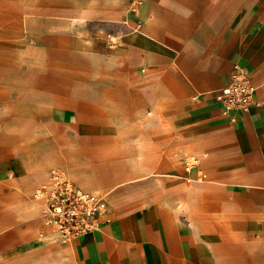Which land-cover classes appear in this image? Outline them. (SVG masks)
<instances>
[{"label":"crops","instance_id":"0c3cea01","mask_svg":"<svg viewBox=\"0 0 264 264\" xmlns=\"http://www.w3.org/2000/svg\"><path fill=\"white\" fill-rule=\"evenodd\" d=\"M124 20L136 27L122 30L115 55L96 57L106 67L115 58L144 67L139 78L144 88L135 102L143 132L137 155L131 153L135 144L119 142L127 129L117 115H128L129 109L115 88H104L98 99L107 122L87 127L95 132L90 144L105 158L48 151L31 128H22L20 117L30 114L24 100L16 103L12 128L0 133V151L12 152L0 154V197L3 181H17L16 189L0 198L5 208L0 231L39 215L43 201L33 198V190L49 186L48 171L58 166L83 190L106 187L114 204L108 202L95 230L60 244L44 238L60 250L35 241L0 245V264H55L67 255L66 243L80 264H264V104L224 113L214 97L238 64L253 82L256 99L264 98V0H143L138 13ZM104 80L127 81L123 74L95 81ZM167 142L177 156L185 151L200 156L189 169L185 160L180 176L187 182L209 177L215 185L184 187L176 195L188 210L200 200L217 210L214 220L197 218L191 225L175 212L174 192L170 200L140 193L139 207L123 208L132 198L126 195L131 183L167 175L155 165Z\"/></svg>","mask_w":264,"mask_h":264},{"label":"rangeland","instance_id":"374dc122","mask_svg":"<svg viewBox=\"0 0 264 264\" xmlns=\"http://www.w3.org/2000/svg\"><path fill=\"white\" fill-rule=\"evenodd\" d=\"M141 1L134 12H128L129 3L126 5L125 0H0V74L7 77L0 79V89L9 93L0 94V133L12 128L16 103L24 100L30 103V114L20 117L22 128H31V133L46 144L48 151L66 158L91 159L94 154L98 159L105 158V153L98 152L101 148L90 144V138L95 132L87 127L107 122L106 115L101 113L102 105L98 99L104 88H115L119 99L127 102L129 109L128 115H117L120 122H126L127 129L119 137V142L135 144L131 147V153L137 155L140 150L136 143L142 141L143 132L139 130L142 117L137 115L135 102L144 88L139 83L144 67L129 59L122 62L120 58H115L111 66L106 67L96 56L98 54L99 58L104 59V56L115 55L122 30L135 26L129 22L128 28L122 21L129 14L138 13L143 4ZM109 35L114 46H110ZM126 56H130L129 53ZM112 74L125 75L126 83L95 81L100 76ZM6 102L9 104L4 105ZM122 118L126 120L122 121ZM151 149L153 151V147ZM0 154L11 156L12 152L3 150ZM159 154L160 161L155 165L167 175L157 176L154 180L153 176H148L131 183L133 185L126 195L132 198L123 208L139 207L141 204L135 197L140 193H147L151 200L160 197L170 200L174 192L175 212L187 218L191 225L197 218H217L218 211L206 209L201 200L188 210L180 194L176 195V191L184 187L194 189L215 185L208 182L209 177H206L205 182H187L180 176L184 161L200 156L187 151L177 156L168 142L161 146ZM55 168L58 169L51 168L48 171V176L53 170L61 169L60 166ZM16 184L17 181L13 179L3 181V195L0 198L3 199L5 193L15 190ZM41 186L33 190V193L40 192L43 197L39 215L19 219L14 226L0 231V245L14 241L19 245L35 241L34 244L42 245L43 249H61L55 244L46 243V239L41 237V233L47 232L42 216L45 196L50 188ZM98 191L107 192L106 187ZM110 195L107 194V199L111 205L114 203ZM66 247H69L67 255L55 264H80L76 250L67 243L63 244L62 249Z\"/></svg>","mask_w":264,"mask_h":264},{"label":"built area","instance_id":"2783aa9c","mask_svg":"<svg viewBox=\"0 0 264 264\" xmlns=\"http://www.w3.org/2000/svg\"><path fill=\"white\" fill-rule=\"evenodd\" d=\"M141 0H129L128 12H134ZM127 20H124L126 24ZM110 46H114L113 40ZM215 99L221 104L224 113L232 110H247L251 106L264 104V98L256 99L255 87L246 71L238 64L230 80L214 92ZM231 119H234L231 116ZM197 159L186 160L189 169ZM50 188L45 196L43 224L47 227L41 237L51 238L57 243H64L80 235L97 229L99 218L107 210L108 192L87 191L81 189L60 170H53L50 175Z\"/></svg>","mask_w":264,"mask_h":264},{"label":"bare ground","instance_id":"6f19581e","mask_svg":"<svg viewBox=\"0 0 264 264\" xmlns=\"http://www.w3.org/2000/svg\"><path fill=\"white\" fill-rule=\"evenodd\" d=\"M60 171H62V170H60ZM62 172H63V171H62ZM63 173H64V172H63ZM50 175H51V173H50ZM64 175H65V174H64ZM65 176H66V175H65ZM66 177H67V176H66ZM67 178H68V177H67ZM49 182H50V184H51L50 177H49ZM50 184H49V186H50ZM40 189H41V188H40ZM40 189H39V190H40ZM26 194H27V193H26ZM26 194H25V195H26ZM33 194H34V196H33L34 199H41V198H43L40 192H34ZM27 195H28V194H27ZM42 222H43V216H42ZM45 238H46V237H45Z\"/></svg>","mask_w":264,"mask_h":264}]
</instances>
